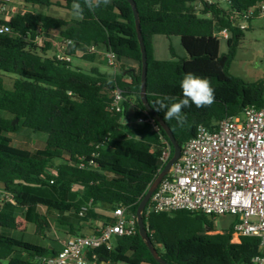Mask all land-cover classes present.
I'll use <instances>...</instances> for the list:
<instances>
[{"label":"trees","instance_id":"obj_1","mask_svg":"<svg viewBox=\"0 0 264 264\" xmlns=\"http://www.w3.org/2000/svg\"><path fill=\"white\" fill-rule=\"evenodd\" d=\"M26 6L71 8L73 0H21ZM148 58L147 98L153 111L169 126L182 147L203 125L211 128L245 108H264V81L247 83L230 74L245 32L231 16L242 14L263 0H229L226 8L205 0H134ZM83 3V0H80ZM9 33L0 34V190L14 203L0 201L1 215L21 216L35 226V235L50 243L46 248L17 239L13 230L0 225V264H39L45 256L62 249L49 239L51 220L61 232L78 236L81 222L112 218L96 212H113L120 206L136 215L140 202L159 174L160 135L148 124L132 128L130 111L137 120L146 111L140 101L142 54L132 6L126 0H110L94 11L84 10L80 22H66L37 12L17 14L9 22L0 20ZM42 27L52 37L73 43V59L95 62L96 55L79 58L77 53L93 44L113 52L120 69L122 60L137 64L129 72L130 84L122 75L89 72L46 57L52 44L38 49L23 43L20 36L34 35ZM227 29V53L221 54L216 32ZM179 37L186 59L158 61L154 57L155 36ZM106 62V61H105ZM193 73L211 82L215 101L209 107L192 105L183 110L181 125L164 119L155 101L183 98L180 82ZM122 88L131 99L119 114L108 112L112 92ZM136 101V104L133 101ZM18 123L13 126V122ZM21 128L47 134L45 147L26 150L13 145L10 136ZM173 155V148H172ZM172 157V156H171ZM56 162L59 165H56ZM87 211L83 212V209ZM216 217L190 212L163 213L144 218L148 234L168 264H248L262 254L260 239L244 237L232 242L231 227L218 233ZM13 221V220H12ZM139 230V229H138ZM105 264H158L137 232L116 239L113 250L105 247L90 254Z\"/></svg>","mask_w":264,"mask_h":264},{"label":"built area","instance_id":"obj_2","mask_svg":"<svg viewBox=\"0 0 264 264\" xmlns=\"http://www.w3.org/2000/svg\"><path fill=\"white\" fill-rule=\"evenodd\" d=\"M12 1L0 0V18L6 17L2 21L9 22L13 18ZM205 1L212 4L211 0ZM257 18H264V0L242 14L234 13L231 22L237 29L246 31ZM9 31L6 25L0 26V34ZM214 36L220 41H228L230 33L223 29ZM55 38L57 35L50 37L42 27L34 35L20 36L23 43L38 49ZM72 45L71 41L60 39L55 44L53 55L49 57L47 54L46 57L71 64L74 58L69 53ZM98 54L104 57L115 77L121 75L117 56L113 52L102 51L96 44L77 53V56L83 58ZM130 99L124 89L117 87L112 92L108 112L122 113L123 103ZM137 123L148 124L156 133H161L162 128L149 112L139 117ZM160 145L158 173L170 160L173 148L161 135ZM0 201L14 203L13 197L4 190H0ZM85 211L87 208L83 209ZM183 211L234 217L232 242L239 243L244 237L260 239L262 254L248 264H264V108L249 106L241 114L226 117L211 128L200 125L195 129L193 138L181 147L180 158L153 193L144 218ZM137 232L136 215L120 206L113 212L112 222L100 223L91 236L64 237L60 240L61 251L54 256L42 257L39 264H105L99 263L95 256L91 259V252L102 247L113 250L114 240L134 236Z\"/></svg>","mask_w":264,"mask_h":264},{"label":"rangeland","instance_id":"obj_3","mask_svg":"<svg viewBox=\"0 0 264 264\" xmlns=\"http://www.w3.org/2000/svg\"><path fill=\"white\" fill-rule=\"evenodd\" d=\"M211 2L214 4H219L223 8H226V4H228L227 0H211ZM31 7L32 6H27L28 9H20L19 14L31 11L37 13L39 12L37 8ZM55 7L61 8L60 5H56ZM249 27V30L245 32V37L237 49L236 57L230 68V74L247 83H256L259 81H264V18H257L253 20L250 23ZM59 41L60 38L57 37L53 39V42H50L52 44V48L48 52L49 57H51L56 51L55 44ZM155 43L157 50L159 51V59H161V61H178L180 59H184V57L186 56V52L181 45V40L179 37L168 38L164 36H158L155 39ZM170 49H172V52H170ZM220 52L221 54L227 53V41L223 39L220 41ZM96 56V61L91 62L94 65H91L89 64V62L80 59H73V65L75 67H82L81 69L86 72L97 68L99 70L102 69L105 74H110L112 72V69L107 65L104 57L101 54H98ZM123 61L124 60H122V62ZM133 103L136 104V101L134 100ZM128 125L132 128H137L140 126V124L137 123V120H135L133 117V108L130 111ZM10 138L13 145H15L16 147L31 151L42 149L43 147H45L48 139L47 134L45 133L34 134L33 132L25 128H21L17 134L10 136ZM56 165H59V163L56 162ZM100 213L102 215L105 214V216H111V212H105L102 210ZM17 218L24 220L21 216H18ZM234 221V217L227 215L216 217L213 220V224L215 230L218 233H222L226 232L234 223ZM51 224L53 230L52 233L49 234V236H53V240L60 242V239H56V236L61 232V230L58 229V226L53 218L51 220ZM26 241L35 244H39L41 242L36 237L27 239ZM115 243L116 240L113 241V245H115Z\"/></svg>","mask_w":264,"mask_h":264},{"label":"crops","instance_id":"obj_4","mask_svg":"<svg viewBox=\"0 0 264 264\" xmlns=\"http://www.w3.org/2000/svg\"><path fill=\"white\" fill-rule=\"evenodd\" d=\"M55 6H56V3L54 6H51L48 8H43V7H39V6H35V7H31V8H37L39 11L38 14H41V15H44L47 17H51L54 19H60V20H63V21L69 22V23L80 22L81 19H79L73 15L72 7L67 9L62 4L60 5L61 8H56ZM11 8L13 10L12 17H15L17 15V13L20 11V9H28L27 6L21 0H13L12 4H11ZM5 18L6 17H2L0 19L4 20ZM156 37H158V36H155L153 39L154 57L156 60L161 61V59H159V51L157 50L156 43H155ZM170 52H172V49H170ZM186 58H187V53H186V56L184 57V59H186ZM89 64L94 65L91 62H89ZM121 64L124 65V69H121V75L124 76L122 81L130 84L131 77L128 74H129V72L134 73L138 66L135 62L129 61V60H124ZM78 67L82 68L80 66H78ZM100 72L104 73L102 69L100 70ZM110 74H112V72ZM101 211H102V209L100 207L96 208L97 213H100ZM109 217L112 218L113 214L111 213V216H109ZM100 223H104V221L92 219L90 221L81 222L79 227H78V229H79L78 234L81 236H91L95 233V230ZM0 225L12 229L13 230V236L17 239H22V240L26 241L27 239H32L33 237H36L41 242L39 244H35V243H32V244L39 245V246L46 247V248L51 247V245L48 241L43 240V239H41L35 235V226L31 223L26 222L25 220L18 219V218L10 219L8 217H4L3 215H1ZM68 235H70V234L60 232L57 234L56 239L61 240ZM48 238L54 239L53 236L50 237L49 235H48ZM26 242H28V241H26Z\"/></svg>","mask_w":264,"mask_h":264},{"label":"water","instance_id":"obj_5","mask_svg":"<svg viewBox=\"0 0 264 264\" xmlns=\"http://www.w3.org/2000/svg\"><path fill=\"white\" fill-rule=\"evenodd\" d=\"M129 2V4L132 6L133 12H134V18H135V26H136V32L138 41L140 44L141 54H142V66H141V89H140V101L145 107L146 111L149 112L154 119L157 121V123L160 125L164 133L167 135L169 142L171 143L173 147V155L164 167V169L156 176L155 180L147 190L144 198L139 204V207L136 212L137 217V223H138V233L147 246L148 250L150 251L151 255L155 259V261L158 264H168L159 254V251L155 247L154 243L152 242L149 234L148 229L145 224L144 220V211L153 195L157 187L159 186L160 182L163 180V178L169 173L172 166L178 161L181 155V146L178 144L177 140L175 139L171 129L169 126L153 111L151 106L148 103L147 98V75H148V58L146 53V48L143 40V35L141 31V24H140V18L139 13L137 10V6L134 0H126ZM18 120H15L13 122V126L17 124Z\"/></svg>","mask_w":264,"mask_h":264},{"label":"clouds","instance_id":"obj_6","mask_svg":"<svg viewBox=\"0 0 264 264\" xmlns=\"http://www.w3.org/2000/svg\"><path fill=\"white\" fill-rule=\"evenodd\" d=\"M110 0H73L72 13L79 19L84 18V10L89 11L107 5ZM183 98L176 102L167 103L166 101L174 100L175 98L164 97L155 101L157 105L155 111H164V119H175L179 124L185 122L186 117L183 110L195 105L196 108H203L211 106L215 101V90L211 82L206 78H201L193 73H186L180 82Z\"/></svg>","mask_w":264,"mask_h":264}]
</instances>
